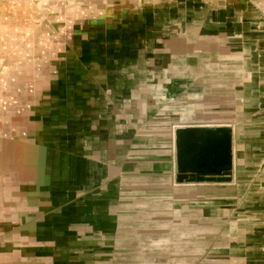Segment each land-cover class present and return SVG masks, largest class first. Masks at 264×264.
<instances>
[{"label":"rangeland","instance_id":"rangeland-1","mask_svg":"<svg viewBox=\"0 0 264 264\" xmlns=\"http://www.w3.org/2000/svg\"><path fill=\"white\" fill-rule=\"evenodd\" d=\"M221 2L110 0L120 37L100 11L58 13L24 59L1 64L0 109L18 112L0 136L41 129L58 166L39 264H264V36L184 56L171 42L185 19L221 18ZM193 127L232 128V165L215 181L179 176L176 132Z\"/></svg>","mask_w":264,"mask_h":264},{"label":"crops","instance_id":"crops-1","mask_svg":"<svg viewBox=\"0 0 264 264\" xmlns=\"http://www.w3.org/2000/svg\"><path fill=\"white\" fill-rule=\"evenodd\" d=\"M109 1L0 0V66L7 60L12 63L13 60L24 59L23 54L27 53L29 45L36 41V37L39 36L37 33H40L44 28L62 24L60 19H54L58 13L100 11L107 29L113 33L110 28L115 27L117 37H120L118 29L124 27L125 15L123 9H120L121 6L118 8L116 6L109 7ZM206 1L209 0H194V3L189 4L192 5L189 8L202 7L203 2ZM166 2L170 3L166 4L169 7L175 4L181 5V8L188 7V0H166ZM151 4L158 5L154 1ZM224 5V7L220 6L219 11H216L220 14L228 13L222 18L206 19L205 17L203 23L200 22L202 19L199 17L193 20H183V24L186 22L187 24L185 32L177 33L180 36V41L191 44L203 42L208 45L216 42L223 43L226 42V39H242L244 43L261 42L260 38L264 36V0H225ZM213 11H215L214 8ZM138 16H140V12H138ZM71 22H73L72 19L65 25L76 26ZM150 22L154 24V21ZM204 26H210L215 30L203 31ZM124 33L126 32L124 31L122 34ZM169 41L171 40L169 39L167 42ZM178 41L175 39L171 42L173 44ZM8 92L9 90L6 92L7 98L10 96ZM0 115V121L2 122V118H5L3 122L7 124L6 129L12 131L14 120L12 108L0 109ZM26 120H20L19 123L26 124ZM24 128L26 131L27 127ZM39 130L41 131V129ZM32 131H27L28 133L19 131L13 139L10 136L4 138L0 136V264L1 262L3 264H39L43 260L45 252V236L49 233L46 232L44 221L51 219L53 215L45 213L44 195H46V188L54 189L59 186L58 184L53 185V182L47 180L51 171L52 175L55 171L57 172L58 166L54 162L51 164L50 154L39 143L44 134ZM91 155H93L92 151L90 157H92ZM74 159L77 157L75 156ZM79 161H83V159H79ZM72 162H75L74 168L72 167L69 173L77 171V160ZM88 180L94 181V176L91 175ZM44 182L47 183V187ZM72 183L75 181L70 179L71 189V186L74 187L71 185ZM84 184L89 185L86 181Z\"/></svg>","mask_w":264,"mask_h":264},{"label":"water","instance_id":"water-1","mask_svg":"<svg viewBox=\"0 0 264 264\" xmlns=\"http://www.w3.org/2000/svg\"><path fill=\"white\" fill-rule=\"evenodd\" d=\"M219 1V0H218ZM222 7L225 0H221ZM228 15L221 13L220 17ZM88 19V18H87ZM86 18L85 20L88 21ZM77 23V22H76ZM79 23L76 24L78 26ZM75 27V26H70ZM57 89V88H56ZM15 89L11 87L8 94ZM58 90V89H57ZM27 92V90H26ZM36 92V91H35ZM68 92V90H67ZM12 97L9 96L8 100ZM4 104H2L3 106ZM4 107V106H3ZM5 108V107H4ZM14 117L18 112L13 108ZM21 113V108H20ZM13 117V118H14ZM21 118V117H20ZM15 119L13 120V122ZM178 138V169L183 174H198L197 181H215L216 176L225 173V169L232 165V128L231 127H193L179 129L176 132ZM216 166L220 169L213 171H202L203 167Z\"/></svg>","mask_w":264,"mask_h":264},{"label":"flooded vegetation","instance_id":"flooded-vegetation-1","mask_svg":"<svg viewBox=\"0 0 264 264\" xmlns=\"http://www.w3.org/2000/svg\"><path fill=\"white\" fill-rule=\"evenodd\" d=\"M199 24V23H198ZM201 24V23H200ZM229 41H230V43L231 42H243L242 40H237V39H228ZM180 41V40H179ZM223 43H226V42H223ZM244 43V42H243ZM174 46H177V51H178V53L180 54V55H182L183 54V56L185 55V53H187V52H189V51H191V50H193L194 49V47L197 45V43H187V42H182V41H180V42H177V43H175V44H173ZM178 152H179V149H178V143H177V157H178ZM177 160H178V158H177ZM216 169H220L219 167H216V166H212V167H203L202 168V171H213V170H216ZM179 170V169H178ZM226 173L229 171V168H226L225 170H224ZM179 172H180V170H179ZM179 176H183V180L185 181V180H192L194 177H199L200 175H198V174H183V173H181L180 172V175ZM69 226H70V228H69V230L71 231V232H73V231H75V234H76V230H75V227H71V223L69 224ZM66 236V235H65ZM69 244H72V245H74V244H76V243H71V241H69ZM65 245V244H64ZM48 246V249L47 250H49L50 248H53V249H55V248H60V246H61V244H59V242H58V240H56L55 238H54V243H53V245H52V247L50 246V245H47ZM96 264H107V262H98V263H96Z\"/></svg>","mask_w":264,"mask_h":264}]
</instances>
